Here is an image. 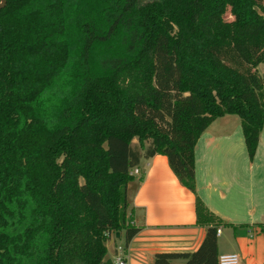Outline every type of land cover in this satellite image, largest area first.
Here are the masks:
<instances>
[{"label": "trees", "instance_id": "16d2710c", "mask_svg": "<svg viewBox=\"0 0 264 264\" xmlns=\"http://www.w3.org/2000/svg\"><path fill=\"white\" fill-rule=\"evenodd\" d=\"M261 62L264 0H7L0 264H115L110 235L124 231L128 245L139 230L133 168L165 155L196 193L195 146L217 118H240L252 160L264 127ZM194 207L201 243L155 253L152 264H218L220 219L198 194Z\"/></svg>", "mask_w": 264, "mask_h": 264}, {"label": "crops", "instance_id": "0c3cea01", "mask_svg": "<svg viewBox=\"0 0 264 264\" xmlns=\"http://www.w3.org/2000/svg\"><path fill=\"white\" fill-rule=\"evenodd\" d=\"M258 71L264 76V62L258 66ZM233 116L215 119L196 143V193L180 183L165 155L141 160L136 167L138 174H134L135 179L128 184L130 214L139 230L128 245L124 231L112 233L107 242V259L115 264L119 257L127 264H152V256L160 251L195 250L205 232V226L195 221L194 204L198 194L220 219L217 242L224 229H229L243 264H264V238L257 225V222L264 223V184L253 180L247 187L240 184V173L246 169L247 159L241 120ZM260 134L258 147L264 143V127ZM258 147L254 158L248 160L249 171L254 170ZM257 170L263 171L260 165ZM241 186L249 192L244 207L233 202ZM219 249L218 242V254L228 252ZM183 262L180 258L173 260V264Z\"/></svg>", "mask_w": 264, "mask_h": 264}, {"label": "rangeland", "instance_id": "374dc122", "mask_svg": "<svg viewBox=\"0 0 264 264\" xmlns=\"http://www.w3.org/2000/svg\"><path fill=\"white\" fill-rule=\"evenodd\" d=\"M227 11L224 13L223 19L225 20H231V14H230V10L226 9ZM236 117L238 120L240 119L237 116H233ZM244 147V146H243ZM238 152V151H237ZM244 152H245V156H246V169L241 170L240 173V184H245L244 187H247V183L250 182V180H253L256 183L262 182V184H264V143L260 144L258 147V158H256V161L254 162V166L253 169L254 170H247V164H248V160H251L248 156V152H246L245 147H244ZM239 153V152H238ZM259 165L261 166V169H263V171L259 172L257 170V167H259ZM260 174V175H258ZM264 186V185H263ZM243 186H241L240 188V194L236 196H234L233 202L234 204H236L237 206H241L244 207V204L247 205V202L249 200V192H245L242 188ZM262 201H264V198L262 199ZM229 229H224L223 234L218 238V242H219V251H228L231 252V250H236L239 254V257L241 259V255L239 252V248L238 245L236 244V242L234 241V239L232 237L229 236ZM240 264H243V259H241Z\"/></svg>", "mask_w": 264, "mask_h": 264}, {"label": "built area", "instance_id": "2783aa9c", "mask_svg": "<svg viewBox=\"0 0 264 264\" xmlns=\"http://www.w3.org/2000/svg\"><path fill=\"white\" fill-rule=\"evenodd\" d=\"M133 174H138L136 167L132 170ZM217 233L220 232V228L217 227ZM218 264H240V257L236 251L223 252L218 254ZM117 264H127L123 257H119Z\"/></svg>", "mask_w": 264, "mask_h": 264}, {"label": "water", "instance_id": "95a60500", "mask_svg": "<svg viewBox=\"0 0 264 264\" xmlns=\"http://www.w3.org/2000/svg\"><path fill=\"white\" fill-rule=\"evenodd\" d=\"M7 4V0H0V11Z\"/></svg>", "mask_w": 264, "mask_h": 264}]
</instances>
